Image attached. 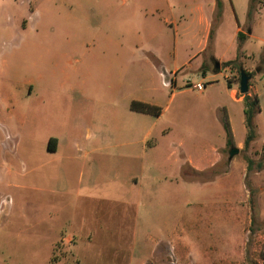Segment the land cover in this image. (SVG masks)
<instances>
[{"label":"rangeland","instance_id":"374dc122","mask_svg":"<svg viewBox=\"0 0 264 264\" xmlns=\"http://www.w3.org/2000/svg\"><path fill=\"white\" fill-rule=\"evenodd\" d=\"M95 1H90L93 7L89 8L80 0H0V169L4 174L8 168L13 171L0 180V264H139L147 249L155 245V219L153 215L145 218V212L154 208L156 201L164 205L169 200L157 194L150 205L146 194L154 196L151 190L155 183L148 179L141 188L130 184V174L139 175L143 162L147 169L151 167L150 153L135 150L132 158H127L129 150L125 156L111 148L97 151L98 145H107L109 129L126 121L123 117L129 110L127 86L117 90L110 83L113 73L116 79L123 72L110 70L107 50L112 40L106 38L105 13ZM218 2V14L221 11L224 16V44L230 40L236 21L245 23L243 30L249 36L238 41L246 54L238 57L254 66H250V82L259 95L261 111L255 121L256 140L235 156L246 164L248 159L252 161L244 191L238 178H231L220 198L208 197V192L200 198L196 194L189 199V208L200 220L198 227L215 223L208 226L214 227L209 233L222 232L223 228L214 216L207 215L211 208L221 212L224 208H246L240 227L242 243H236V255L227 264H264V167L262 174L255 175L264 166V144L257 143L264 140V0ZM235 72L228 76L238 78ZM185 75L192 84L204 76L200 71ZM207 75H213L212 71ZM215 78L224 80L219 75L204 81L210 84ZM130 79L129 88L135 92L142 73L132 70ZM189 131L188 137L202 136L197 126ZM219 135L218 131L210 132L211 140ZM51 136L61 144L54 151L48 148ZM229 150H223L221 162L207 175H196L188 168L184 174L203 180L225 171ZM161 154L165 158L166 153ZM129 187L143 194L142 199L139 192L131 197L135 204L141 202L134 209L140 220L150 221L148 228L120 223L127 213L121 200L125 194L130 196ZM183 193L176 197L179 204L173 206L176 214L172 221L179 228L188 207ZM135 194L139 200L133 199ZM134 209L129 210L131 221ZM223 224L239 231L234 220ZM59 231L60 238L70 236L71 241L52 247L50 243ZM146 233L152 236L145 237ZM168 251L164 246L147 264H181Z\"/></svg>","mask_w":264,"mask_h":264},{"label":"crops","instance_id":"0c3cea01","mask_svg":"<svg viewBox=\"0 0 264 264\" xmlns=\"http://www.w3.org/2000/svg\"><path fill=\"white\" fill-rule=\"evenodd\" d=\"M90 1L80 0L81 4L91 8L93 6ZM95 4L102 7L105 13L106 38L112 40L107 50L110 70L123 72L122 77L117 76L116 79L113 73L109 81L117 90L121 86H127L129 110L126 117H123L126 121L109 129L107 145H98L97 151L111 148L113 152H122L125 156L124 152L129 150V153L126 152L127 158H132L135 150H141L144 154L149 152L152 157L149 164L151 167L147 169L143 162L139 175L130 174V184L132 182L141 188L149 179L155 183V187L153 185V191L151 190L153 197L150 193L146 194L149 198L147 203L151 205V200H155L157 194L169 200L164 205H158L156 201L154 208L151 207L145 212V218L152 219L150 216H154V229L157 234L154 233L156 238L153 249H147V254L140 258L139 264H147L164 246L181 264L231 262L236 255V243H242L240 227H243L244 214L248 210L241 207L237 210L224 208L221 212L219 208H211L207 215L214 216L213 220H217V225H222L223 228L222 232L213 230L209 233L208 230L214 227L208 226L215 223L206 222L198 227L200 220L196 218V212L190 210L189 199L196 194L200 198L203 192H208V197L211 195L214 199L220 198L221 191L227 189L231 178H238L242 185L241 192L245 188L244 178L249 174L248 164L235 157L246 146L248 129L244 111L245 94L240 92V80L228 76L230 74L233 77L235 70L223 65L227 61L235 60L243 52L246 54L243 43L238 41L240 32L249 36L243 30L245 23L237 20L230 40L224 44V16L221 11L218 14V0H97ZM240 62L245 71L251 72L252 64L243 57ZM132 70L142 73V81L135 92H131L129 88ZM209 70L213 75H207ZM188 71L203 73V80L196 82L205 83L203 90L194 89V84L185 75ZM219 75H223V82L217 78L216 82L212 81L210 84L204 81ZM67 83L69 81L65 85ZM248 93L257 94L254 84L249 85ZM175 100H178L177 107L172 110ZM190 101L192 102L189 103ZM133 103L148 104L156 114L135 109ZM189 104L191 105L186 106ZM258 116L259 113L255 121ZM226 123L232 135L231 145L228 142ZM195 126L197 133L202 136L188 137L189 130ZM256 126L258 127L257 122ZM212 130L219 132V139L211 140ZM52 139L54 150H57L60 148V141L51 136L48 144ZM257 143L264 144V140ZM227 147H236L239 152L229 161L225 171L203 180L192 178L189 173L184 174L188 168L190 172H196V175H207L210 169L221 162L223 150ZM161 152L166 153L165 158H162ZM263 167L257 169L255 175L262 174ZM12 173L9 168L5 174L0 169V180L4 181ZM229 190L234 191L231 187ZM135 192H139L142 199V192L133 191L131 187L127 191L129 197L122 195L124 198L122 197L121 203H124V211L127 210V213L123 215L120 223L131 222L136 228L141 225V229L148 228L150 221L145 222L137 217L135 205H140L141 202L137 201L135 204L136 201L132 200L131 195ZM180 193L186 195V198H182L187 199L185 204L188 207L186 219L179 228L174 225L172 216L176 214L173 206L179 204L176 197ZM136 195L133 199H138ZM132 209L135 212L133 221L129 220L132 216L129 210ZM230 220L235 221L239 231L226 228L223 222ZM60 236L62 235L59 231L50 243L52 247L61 241H71L70 236ZM148 236L152 235L146 233L145 237Z\"/></svg>","mask_w":264,"mask_h":264},{"label":"trees","instance_id":"16d2710c","mask_svg":"<svg viewBox=\"0 0 264 264\" xmlns=\"http://www.w3.org/2000/svg\"><path fill=\"white\" fill-rule=\"evenodd\" d=\"M245 34L240 32L238 34V38L239 39H245ZM225 67L230 66L231 69L237 71L238 73V79L240 80L241 78V69L243 68L242 63L240 62L239 57H237L235 60H231V61H227L223 64ZM247 74H249L250 76L253 77V73L252 72H247ZM249 85H251V83H249ZM244 105H245V115H246V125H247V129H248V133H247V137H246V146L249 145V143L255 139L256 137V122H255V118L256 115L258 113H260L261 109H260V100L257 94H245L244 95ZM135 109L141 110V111H145V112H150L153 114H156L155 110L153 109V107H151L148 104H143V103H133L132 105ZM226 125V130L228 133V142L231 145L232 144V135L230 132V129L227 125ZM53 139L50 140L49 144H48V148L50 150H54L55 149V145H53ZM56 142V140H54ZM248 162V169H250L251 160H247Z\"/></svg>","mask_w":264,"mask_h":264},{"label":"water","instance_id":"95a60500","mask_svg":"<svg viewBox=\"0 0 264 264\" xmlns=\"http://www.w3.org/2000/svg\"><path fill=\"white\" fill-rule=\"evenodd\" d=\"M217 65L219 63L217 62ZM251 80V76L246 73V71L242 68L241 69V78H240V92L242 94H247L249 92V82ZM239 152L238 148L236 147H231L229 150V161L232 160L235 154Z\"/></svg>","mask_w":264,"mask_h":264},{"label":"built area","instance_id":"2783aa9c","mask_svg":"<svg viewBox=\"0 0 264 264\" xmlns=\"http://www.w3.org/2000/svg\"><path fill=\"white\" fill-rule=\"evenodd\" d=\"M194 89L200 91L205 88V83L204 82H199L193 85Z\"/></svg>","mask_w":264,"mask_h":264}]
</instances>
